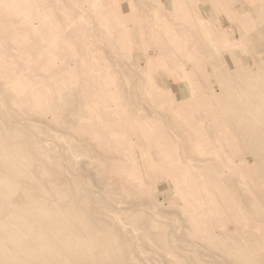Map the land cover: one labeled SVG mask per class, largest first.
<instances>
[{"label":"rangeland","instance_id":"374dc122","mask_svg":"<svg viewBox=\"0 0 264 264\" xmlns=\"http://www.w3.org/2000/svg\"><path fill=\"white\" fill-rule=\"evenodd\" d=\"M0 264H264V0H0Z\"/></svg>","mask_w":264,"mask_h":264}]
</instances>
